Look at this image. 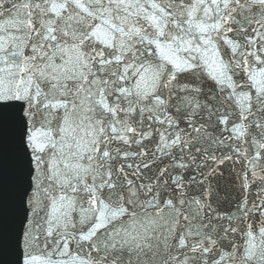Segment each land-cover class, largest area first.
<instances>
[{
    "label": "snow or ice",
    "instance_id": "snow-or-ice-1",
    "mask_svg": "<svg viewBox=\"0 0 264 264\" xmlns=\"http://www.w3.org/2000/svg\"><path fill=\"white\" fill-rule=\"evenodd\" d=\"M2 264H264V0H0Z\"/></svg>",
    "mask_w": 264,
    "mask_h": 264
}]
</instances>
